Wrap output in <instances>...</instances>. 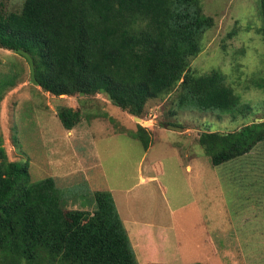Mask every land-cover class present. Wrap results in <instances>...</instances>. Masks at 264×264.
Returning <instances> with one entry per match:
<instances>
[{
  "label": "rangeland",
  "instance_id": "rangeland-1",
  "mask_svg": "<svg viewBox=\"0 0 264 264\" xmlns=\"http://www.w3.org/2000/svg\"><path fill=\"white\" fill-rule=\"evenodd\" d=\"M22 1L0 0V10H19ZM200 1L214 25L190 71L217 70L226 77L243 107L236 118L177 111L175 93L150 101L139 116L112 105L105 94L56 97L31 84L26 62L0 47V83L16 77L1 93L0 148L8 161L26 165L29 182L52 178L66 210L91 212L93 193L105 190L121 219L149 220L151 230L167 238L166 261L160 252L146 259V251L134 247L139 264H264V145L215 167L198 142L204 132L264 121L259 1ZM61 106L79 112L70 130L57 117ZM138 126L150 135L147 150L132 137ZM134 232L146 236L141 227Z\"/></svg>",
  "mask_w": 264,
  "mask_h": 264
},
{
  "label": "trees",
  "instance_id": "trees-1",
  "mask_svg": "<svg viewBox=\"0 0 264 264\" xmlns=\"http://www.w3.org/2000/svg\"><path fill=\"white\" fill-rule=\"evenodd\" d=\"M213 25L200 0H23L19 10H0V47L26 62L31 84L56 97L105 94L139 116L175 93L177 111L236 118L243 107L226 77L190 71ZM15 79L0 83V100ZM57 117L67 130L80 119L68 106ZM131 134L148 149L145 128ZM198 142L218 167L264 145V121L204 132ZM0 156V264H139L109 191L93 193L91 212L66 210L52 178L29 182L26 165L8 161L1 148Z\"/></svg>",
  "mask_w": 264,
  "mask_h": 264
},
{
  "label": "crops",
  "instance_id": "crops-1",
  "mask_svg": "<svg viewBox=\"0 0 264 264\" xmlns=\"http://www.w3.org/2000/svg\"><path fill=\"white\" fill-rule=\"evenodd\" d=\"M152 179H155V178H148V180H152ZM120 210L122 211V209ZM124 218L122 217L121 220H123L125 228L127 227L128 229H130V232H127V234H128L133 250H134V247H137L139 250L146 251L145 252L146 257L144 258L150 259V260L157 259L158 257L157 254L160 252L161 257H159V260L166 261L165 260L166 258H163L165 256V251L163 249L167 247L168 244H167V238L163 236L164 234H162L160 230L155 231V232L151 230L152 226L149 224L150 223L149 220L146 222H143L142 224L139 222H135L133 220H128L126 222ZM135 226L141 227L146 236L142 235L141 237H135V233H136L134 232ZM156 228H159V227H156ZM158 239H160V242L158 241ZM212 244H214V241L212 242ZM177 246H179L178 243H177Z\"/></svg>",
  "mask_w": 264,
  "mask_h": 264
},
{
  "label": "water",
  "instance_id": "water-1",
  "mask_svg": "<svg viewBox=\"0 0 264 264\" xmlns=\"http://www.w3.org/2000/svg\"><path fill=\"white\" fill-rule=\"evenodd\" d=\"M169 128L172 129V130H179L180 129L178 127H172V126H169Z\"/></svg>",
  "mask_w": 264,
  "mask_h": 264
}]
</instances>
